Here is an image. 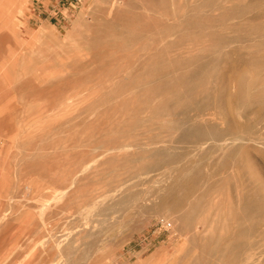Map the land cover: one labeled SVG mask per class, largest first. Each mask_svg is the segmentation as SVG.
Instances as JSON below:
<instances>
[{
    "label": "rangeland",
    "instance_id": "obj_1",
    "mask_svg": "<svg viewBox=\"0 0 264 264\" xmlns=\"http://www.w3.org/2000/svg\"><path fill=\"white\" fill-rule=\"evenodd\" d=\"M1 4L0 264H264V0Z\"/></svg>",
    "mask_w": 264,
    "mask_h": 264
},
{
    "label": "bare ground",
    "instance_id": "obj_2",
    "mask_svg": "<svg viewBox=\"0 0 264 264\" xmlns=\"http://www.w3.org/2000/svg\"><path fill=\"white\" fill-rule=\"evenodd\" d=\"M9 8H10V7H9ZM7 11H9V10L7 9V4H5V5H4V4H1V5H0V12H1L3 15L6 16V12H7ZM1 13H0V14H1ZM6 17H7V16H6ZM4 18H5V17H4ZM7 18H8V17H7ZM4 20H6V19H4ZM15 20H16V19H15ZM1 21H2V20H0V23H2ZM3 22H4V21H3ZM2 25H5V23L1 24V26H2ZM8 25H9V24H8ZM13 25H14V24H13ZM13 25H12V26H13ZM1 26H0V30L4 31V32H3L4 35H1V36H0V63H1V64H4V63H6V62L8 63V59H9V58H8V57H4V56L2 55V54H4V53H3L4 50H2V49H4L3 46H5V45L8 43V37H9L8 34L10 33V31H9V27H7V26H6V27H3V26L1 27ZM15 29H17V28L15 27ZM11 31H12V30H11ZM17 31H19V30H17ZM40 32H41V31H40ZM11 33H12V32H11ZM11 33H10V34H11ZM13 33H14V32H13ZM12 35H13V34H12ZM15 35H16V34H15ZM14 37H15V36H14ZM11 38H12V37H11ZM15 38H16V37H15ZM15 38H13V39H15ZM15 40H16V39H15ZM15 40H14V41H15ZM6 42H7V43H6ZM12 42H13V41H12ZM9 44H10V43H9ZM18 44H19V43H18ZM14 45H15V44H14ZM17 46L19 47V45H17ZM79 47H80V46H79ZM6 48H8V47H6ZM16 49H17V48H16ZM1 50H2V51H1ZM15 54H16V53H15ZM5 56H6V54H5ZM18 57H19V56H18ZM16 58H17V57H16ZM22 58H23V57H22ZM22 60H23V59H22ZM23 61H24V60H23ZM33 61H34V60H33ZM13 62H14V64H16V63H15L16 60H13ZM13 62H12V63H13ZM41 62H42V61H41ZM68 62H69V61H68ZM1 64H0V65H1ZM2 66H3V65H2ZM11 66L14 67L13 64H12ZM8 67H10V66H8ZM0 68H1V67H0ZM6 68H7V67H6ZM6 68H5V69H6ZM9 70H11V69H9ZM5 71L7 72V70H5ZM22 72H23V71H22ZM23 73H24V72H23ZM23 73H22V74H23ZM11 74H12V73H11ZM10 76H12V75H10ZM116 76H117V75H116ZM2 77L5 78L6 76H5V75L3 76V73H2V74L0 75V78H2ZM8 77H9V76H8ZM18 77H19V76H18ZM65 77H66V76H65ZM65 77H64V79H65ZM250 77H251V76H249V78H250ZM19 78H20V77H19ZM60 78H61V77H60ZM10 79H11V78H10ZM250 79H251V78H250ZM6 80H7V79H6ZM6 80H5V81H6ZM11 80H12V79H11ZM19 80H20V79H19ZM57 80H58V79H57ZM7 81H9V79H8ZM7 81H6V82H7ZM12 81H14V80H12ZM15 81H16V80H15ZM60 81L63 82V79H62V80L60 79ZM249 81H250V80H249ZM17 82H18V81H17ZM71 82H72V81H71ZM252 82H253V81H252ZM7 83H8V82H7ZM18 83H19V82H18ZM56 83H57V82H56ZM59 83H60V82H59ZM16 84H17V83H16ZM12 85H13V83H12ZM32 85H33V84H32ZM57 85H59V84L57 83ZM60 85H63V84L61 83ZM23 86H24V84H23ZM64 86H65V85H64ZM75 86H76V85H75ZM19 87H20V86H19ZM68 87L72 88L73 86H72V87H71V86H68ZM21 88H22V87H20V89H21ZM73 88H74V87H73ZM12 89H13V88H12ZM27 89H28V88H27ZM4 90H5V89H4ZM18 90H19V88L17 89V92H16V93H17V95L19 96L20 94H18V93H19ZM31 90H32V89H31ZM65 90H67V88H66ZM69 90H70V89H69ZM69 90H68V92H69ZM76 90H77V89H76ZM21 91H22V89H21ZM21 91H20V92H21ZM24 91H25V90H24ZM41 91H42V90H41ZM47 91H48V90H47ZM73 91H75V90L73 89ZM79 91H80V90H79ZM6 92H8V91H6ZM26 92H27V91H26ZM30 92H31V91H30ZM61 92H62V91H61ZM71 93H72V92H71ZM41 94H42V93H41ZM61 94H62V93H61ZM7 95L10 96L8 93H7ZM11 95H12V94H11ZM31 95H32V94H31ZM55 95H56V94H55ZM8 96H5V95H4V91H2V90L0 89V110H4V111H7V110H8V112H9V111H10V112H13L12 114L9 113L10 115H5V116L3 115V116H1L0 125H1V124H6V123H9V124H10V119H14V118H12V117L9 118V116H11V115L14 116L15 113H17L18 111L21 110V109L19 110V109L17 108V106H16L15 104L12 103V102H13L12 99H14V96L12 95L13 97L11 96L10 98H9ZM25 96H26V95H25ZM38 96H40V95H38ZM56 96H58V94H57ZM29 97H30V96H29ZM34 97H35V95H34ZM52 97H53V95H52ZM8 98H9L10 101H12V102H10V101L8 100ZM11 98H12V99H11ZM31 98H32V97H31ZM54 98H57V97H53V99H54ZM23 99H24V98L22 97L21 100H23ZM41 99L44 100L43 98H41ZM57 99H58V98H57ZM33 100H34V99H33ZM37 100H38V99H37ZM54 100H55V99H54ZM8 101H9V102H8ZM38 101H40V100H38ZM46 101H47V100H46ZM51 101H52V100H51ZM58 101H59V100H58ZM19 103H20V102H19ZM42 104H43V103H42ZM51 104H52V103H51ZM59 104H60V103H59ZM19 105H20V104H19ZM40 105H41V104H40ZM48 105H50V103H48ZM48 105H47V106H48ZM56 105H57V103H56L54 106H56ZM60 105H62V104H60ZM21 106H22V105H21ZM42 106H43V105H42ZM19 107H20V106H19ZM50 107H51V105H50ZM50 107L48 106L47 108H50ZM39 108H40V107H39ZM51 108H52V107H51ZM63 108H64V107H63ZM22 110H23V109H22ZM24 112H25V111H24ZM1 114H2V112H0V115H1ZM45 116H46V115H45ZM21 117H22V116H21ZM42 120H43V119H42ZM49 120H50V119H49ZM62 120H63V119H62ZM14 121H15V119H14ZM47 121H48V120H47ZM41 122H42V121H41ZM43 122H44V121H43ZM53 122H54V121H53ZM19 123H21V121H20ZM47 123H48V122H47ZM59 123H60V122H59ZM9 124H8V126H10ZM11 124H12V123H11ZM19 125H20V124H19ZM11 127H12V126H11ZM16 127H17V125H16L15 127H13L12 130H13L14 128H16ZM51 127H52V126H51ZM18 128H19V127H18ZM35 128H36V127H35ZM42 128H43V127H42ZM1 129H2V128H1ZM19 129H20V128H19ZM37 129H39V128H37ZM46 129H47V128H46ZM49 129H50V128H49ZM49 129H48V130H49ZM51 129H52V128H51ZM32 130H33V128H32ZM42 130H43V129H42ZM48 130H47V131H48ZM1 131H2V130H1ZM8 131H10V130H8ZM45 131H46V130H45ZM10 132H11V131H10ZM14 132H15V131H14ZM26 132H27V131H26ZM6 135H7V133H6ZM6 135H5V136H6ZM8 135H9V134H8ZM3 137H4V134H3ZM4 138H5V137H4ZM13 143H14V142H13ZM11 146H12V145H11ZM69 147H70V146H69ZM72 147H73V145H72ZM72 147H71V148H72ZM73 148H74V147H73ZM44 149H46V148H44ZM26 152L28 153V151H26ZM31 152H32V151H31ZM39 152L41 153V150H40ZM43 152H44V151H43ZM29 153H30V151H29ZM1 154H2V153H1ZM35 154H36V153H35ZM82 154H83V153H82ZM113 154H114V153H113ZM115 154H116V153H115ZM117 154H118V153H117ZM43 155H44V154H43ZM49 155H50V154H49ZM78 155H79V154H78ZM78 155H77V156H78ZM1 156H2V155H1ZM45 156H46V155H45ZM56 156H57V155H56ZM77 156H76V157H77ZM7 157H8V156H7ZM36 157H37V156H36ZM47 157H48V156H47ZM49 157H50V156H49ZM69 157H70V156H69ZM76 157H75V158H76ZM81 157H82V156H81ZM45 158H46V157H45ZM52 158H53V157H52ZM52 158H51V159H52ZM43 159H44V158H43ZM63 159H64V158H63ZM40 160H41V159H40ZM65 160H66V159H65ZM72 160H73V159H72ZM49 161H50V160H49ZM59 161H61V160H59ZM66 161H67V160H66ZM34 162H35V161H34ZM45 162H46V161H45ZM37 164H38V163H37ZM63 164H64V163H63ZM44 165H45V164H43L42 166L44 167ZM64 165H65V164H64ZM59 166H60V165H59ZM61 166H63V165H61ZM21 167H22V166H21ZM56 167H57V166H56ZM73 167H74V166H73ZM68 168H69V166H68ZM2 169H3V167H2ZM2 169H1V170H2ZM32 169H33V168H32ZM45 169L48 171V169H47L46 166H45ZM51 169H52V167H51ZM51 169H50V170H51ZM54 169H56V168H54ZM50 170H49V171H50ZM52 170H53V169H52ZM69 170H71V169H69ZM26 171H27V169H26ZM36 171H37V170H36ZM36 171H35V172H36ZM59 171H60V170H59ZM22 172H24V171L22 170ZM27 172H28V171H27ZM30 172H31V170H30ZM37 172H38V171H37ZM42 172H43V171H42ZM51 172H53V171H51ZM55 173H56V172H55ZM24 174H25V172H24ZM24 174H23V175H24ZM28 174H30V177H31V173H28ZM33 174H34V173H33ZM39 174H40V173H39ZM47 174H48V173H47ZM57 174H58V173H57ZM60 174H61V173H60ZM21 175H22V174H21ZM63 175H64V173H63ZM68 175H69V173H68ZM19 176H20V175H19ZM28 176H29V175H28ZM28 176H27V179H28ZM34 176H36V174H34ZM61 176H62V175H61ZM22 177H23V176H22ZM44 177H45V175H44ZM59 177H60V176H59ZM67 177H68V176H67ZM67 177L65 176L64 178H67ZM71 177H72V176H71ZM71 177H70V178H71ZM35 178H36V177H35ZM49 178H51V177L49 176ZM0 179H1V178H0ZM30 179H31V178H30ZM61 179H62V178H61ZM64 181H65V180H64ZM29 182H31V180H30ZM55 182H56V181H55ZM66 182H67V181H66ZM33 183H34V182H31L30 184H33ZM30 184H29V185H30ZM33 186H34V185H33ZM34 187H35V186H34ZM34 187H33V188H34ZM35 188H37V187H35ZM47 188H48V187H47ZM50 188H51V187H50ZM27 191H28V190H27ZM29 201H30V200H29ZM31 201H33V200H31ZM37 204H38V203H37ZM103 256H104V255H103ZM174 260H175V259H174Z\"/></svg>",
    "mask_w": 264,
    "mask_h": 264
},
{
    "label": "built area",
    "instance_id": "obj_3",
    "mask_svg": "<svg viewBox=\"0 0 264 264\" xmlns=\"http://www.w3.org/2000/svg\"><path fill=\"white\" fill-rule=\"evenodd\" d=\"M158 226H159L160 228L165 229V230H167V229H169V228L171 227V225H170L169 222H165V221H163V220H160V221H159Z\"/></svg>",
    "mask_w": 264,
    "mask_h": 264
}]
</instances>
